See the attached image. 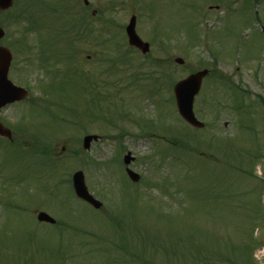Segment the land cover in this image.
I'll use <instances>...</instances> for the list:
<instances>
[{
    "label": "rangeland",
    "instance_id": "obj_1",
    "mask_svg": "<svg viewBox=\"0 0 264 264\" xmlns=\"http://www.w3.org/2000/svg\"><path fill=\"white\" fill-rule=\"evenodd\" d=\"M201 1L131 4L136 31L150 44L147 60L172 62L159 70L163 80L166 73L177 80L212 68L245 90L205 77L194 102L202 129L178 118L167 81L156 90L150 77L159 72L148 77L146 55L126 51L123 31L58 42L67 20L47 12L57 3L15 0L0 13V44L18 68L9 77L28 90L26 99L0 111L12 133L10 142L0 139V264H264V112L256 97H264V0ZM27 2L25 9L41 10L36 29L23 36L30 23L17 17ZM129 9V2L104 0L101 17L115 12L110 19L118 24ZM24 44L32 49L28 62L18 51ZM75 45V62L96 84L98 101L80 87L77 71L65 70L71 62L58 58L51 76L36 59L38 48L54 54ZM175 56L185 63H174ZM34 98L38 105H31ZM45 101L63 121L42 110ZM85 132L100 136L88 150L81 147ZM126 151L138 182L125 173ZM75 170L83 171L100 208L69 199L63 179ZM37 210L62 226L39 222Z\"/></svg>",
    "mask_w": 264,
    "mask_h": 264
},
{
    "label": "water",
    "instance_id": "obj_2",
    "mask_svg": "<svg viewBox=\"0 0 264 264\" xmlns=\"http://www.w3.org/2000/svg\"><path fill=\"white\" fill-rule=\"evenodd\" d=\"M11 3L12 0H0V8H6L10 6ZM2 35L3 31L0 28V37ZM127 35L130 44L138 47L142 52H146L148 50V43L143 42L134 31V17L130 19L129 25L127 26ZM10 59V52L6 48L0 46V107L14 100H19L26 95V91L23 88L15 86L10 82V80L7 79V71L10 64ZM176 61L179 63L182 62L180 58H176ZM206 72V70H201L192 73L185 79L177 82L174 86V93L179 113L188 123L196 127L203 126V123L195 118L192 111V102L194 94L198 91L201 79L206 74ZM0 135L6 136L8 138L10 137V131L7 128H4L1 123ZM96 138L97 137L95 135L85 136L83 139V147L88 148L90 141ZM131 160L132 157L128 152L124 156L123 161L125 164H128ZM126 172L131 180H138L139 175L136 172L132 171L128 167L126 168ZM72 183L74 191L78 197L86 200L96 208L101 205L100 201L88 193L84 183L83 173L81 171L74 172L72 176ZM37 219L50 223L54 222V219L44 211H39L37 213Z\"/></svg>",
    "mask_w": 264,
    "mask_h": 264
},
{
    "label": "flooded vegetation",
    "instance_id": "obj_3",
    "mask_svg": "<svg viewBox=\"0 0 264 264\" xmlns=\"http://www.w3.org/2000/svg\"><path fill=\"white\" fill-rule=\"evenodd\" d=\"M69 9L76 14H82L83 16H88L85 20V25L88 28L89 21L93 29L98 30L101 26L102 18L104 13V0H66ZM118 1V4H123L125 2L130 3V9L133 8L131 2L133 0H112Z\"/></svg>",
    "mask_w": 264,
    "mask_h": 264
},
{
    "label": "trees",
    "instance_id": "obj_4",
    "mask_svg": "<svg viewBox=\"0 0 264 264\" xmlns=\"http://www.w3.org/2000/svg\"><path fill=\"white\" fill-rule=\"evenodd\" d=\"M264 103V100H261ZM173 144L177 143V140L171 141ZM159 216H164L166 217L168 214H163V213H159ZM39 264H46L44 261H41Z\"/></svg>",
    "mask_w": 264,
    "mask_h": 264
}]
</instances>
